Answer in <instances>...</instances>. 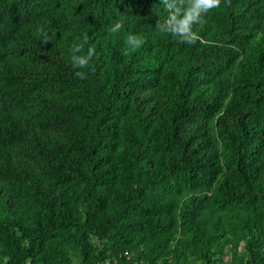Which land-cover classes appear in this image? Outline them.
Segmentation results:
<instances>
[{
  "label": "trees",
  "instance_id": "obj_1",
  "mask_svg": "<svg viewBox=\"0 0 264 264\" xmlns=\"http://www.w3.org/2000/svg\"><path fill=\"white\" fill-rule=\"evenodd\" d=\"M167 15L0 0V264H264V0H222L194 44Z\"/></svg>",
  "mask_w": 264,
  "mask_h": 264
},
{
  "label": "clouds",
  "instance_id": "obj_2",
  "mask_svg": "<svg viewBox=\"0 0 264 264\" xmlns=\"http://www.w3.org/2000/svg\"><path fill=\"white\" fill-rule=\"evenodd\" d=\"M165 5L168 15L163 19L156 21L155 27L161 34L176 38L180 44H194L197 40V34L193 32V25L202 22L203 17L213 9L221 7L222 0H161ZM225 5H230L231 0H224ZM124 25L117 21L110 28V32L115 34L123 30ZM36 34L41 38L42 45L52 41L49 31L44 25H39ZM71 46V66L77 69L75 76L79 79H85L86 73L82 71L89 67L92 57L95 55V47H88L86 54L84 46L88 44L89 37L84 34L82 40L77 38ZM124 55L130 54L139 49L144 40L142 37L128 33L125 37Z\"/></svg>",
  "mask_w": 264,
  "mask_h": 264
}]
</instances>
